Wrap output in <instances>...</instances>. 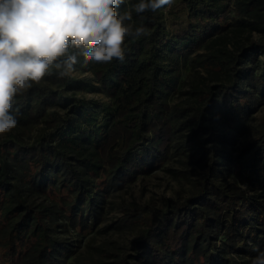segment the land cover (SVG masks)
Masks as SVG:
<instances>
[{
	"label": "trees",
	"instance_id": "16d2710c",
	"mask_svg": "<svg viewBox=\"0 0 264 264\" xmlns=\"http://www.w3.org/2000/svg\"><path fill=\"white\" fill-rule=\"evenodd\" d=\"M137 2L118 12L147 34L126 38L123 62L78 58L97 85L53 69L16 98L18 125L0 136V264H252L264 251V115L250 123L264 103V0H180L171 28L168 6L137 14ZM171 159L188 189L124 203L109 224L134 233L132 253L116 243L79 255L57 235L90 232L112 186Z\"/></svg>",
	"mask_w": 264,
	"mask_h": 264
},
{
	"label": "clouds",
	"instance_id": "9594fccd",
	"mask_svg": "<svg viewBox=\"0 0 264 264\" xmlns=\"http://www.w3.org/2000/svg\"><path fill=\"white\" fill-rule=\"evenodd\" d=\"M174 0H138L137 14L156 12ZM125 0H0V136L18 125L16 98L55 69L70 76L78 58L85 64L125 59L126 38L147 34L134 26ZM264 264V251L252 259Z\"/></svg>",
	"mask_w": 264,
	"mask_h": 264
},
{
	"label": "rangeland",
	"instance_id": "374dc122",
	"mask_svg": "<svg viewBox=\"0 0 264 264\" xmlns=\"http://www.w3.org/2000/svg\"><path fill=\"white\" fill-rule=\"evenodd\" d=\"M180 7V0H174L173 4L166 8V17L169 28H171V21L176 18V13ZM258 39H260L259 35L254 33L252 40ZM258 59V64L254 66V72L256 74L264 72V52L258 53ZM71 76L97 85L89 71L83 72L76 69ZM191 79L192 77L188 76V68H185L183 70L182 82L179 86L181 91H184L189 87L190 81H192ZM76 96L92 98L104 102L108 101V97L102 90L93 92L77 90ZM182 97H184V95H181V92L174 93L171 101L173 103ZM64 110V108H61V111ZM262 115H264V103L261 104L258 110L254 113V117L251 119L250 123L256 125ZM248 137V134L238 135L234 146H241ZM169 167L175 168L179 167V165L171 159L163 166L153 168L141 174L128 185L120 188L112 186L109 189L107 197L100 202V206L102 207V219L98 224L93 226L90 232H76L72 229H69V231H63L60 227L57 235L65 237L72 242L74 253L79 255H92L96 257L98 256L97 249L99 247H109L116 243L124 245L126 249L132 253L133 251L130 250V246L134 233L129 231L120 232L110 227L109 224L122 216V205L124 203H128L132 200H136L142 204L150 201L160 203L162 197H177L178 193L186 191L189 187V183L171 176L167 171V168ZM197 170L200 169L197 168Z\"/></svg>",
	"mask_w": 264,
	"mask_h": 264
}]
</instances>
